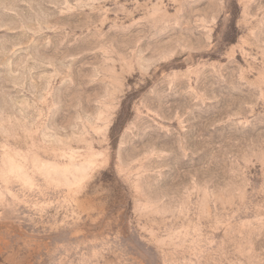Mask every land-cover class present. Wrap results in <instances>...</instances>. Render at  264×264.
<instances>
[{
	"label": "rangeland",
	"instance_id": "374dc122",
	"mask_svg": "<svg viewBox=\"0 0 264 264\" xmlns=\"http://www.w3.org/2000/svg\"><path fill=\"white\" fill-rule=\"evenodd\" d=\"M0 264H264V0H0Z\"/></svg>",
	"mask_w": 264,
	"mask_h": 264
}]
</instances>
